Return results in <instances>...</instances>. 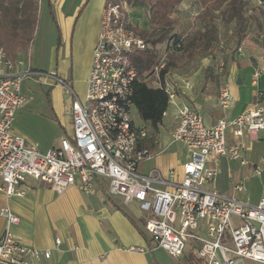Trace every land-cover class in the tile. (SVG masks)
<instances>
[{"label":"built area","instance_id":"2783aa9c","mask_svg":"<svg viewBox=\"0 0 264 264\" xmlns=\"http://www.w3.org/2000/svg\"><path fill=\"white\" fill-rule=\"evenodd\" d=\"M243 1L264 10V0ZM128 14L122 1L104 5L82 98L55 73L35 71L27 61L10 59L0 47V193L6 199L21 198L26 181L32 180L57 193L76 187L87 195L98 179H104L110 196L121 198L125 205L138 202L146 214V234L169 257L181 258L194 245L205 264H264V197L251 206L211 188L222 159L249 165L240 140L245 134L264 130V105L257 103L233 119L221 118L207 127L197 110L180 103L168 75L161 80L165 62L158 60L143 82L168 97L175 122L170 144L182 146L186 160L179 178L173 170L166 176L157 169L140 173L139 166L155 154L144 147L150 132L134 115L132 95L137 77L129 56L151 47L126 28L131 24ZM236 52L241 55V48ZM216 72L220 79L224 77L223 62L217 64ZM263 76L264 65L253 79ZM32 79L50 80L69 97L72 135L45 153L13 132L17 112L30 100L21 92L22 83ZM190 89L184 84V90ZM218 101L222 110L233 103L226 82L219 86ZM228 134L236 140L234 144H228ZM260 170L254 167L252 175L260 176ZM234 190L244 193L245 187L241 182ZM0 218L5 223L0 229V264H31L41 257L50 258L48 251L25 246L11 233L20 220L9 208L0 210Z\"/></svg>","mask_w":264,"mask_h":264},{"label":"crops","instance_id":"0c3cea01","mask_svg":"<svg viewBox=\"0 0 264 264\" xmlns=\"http://www.w3.org/2000/svg\"><path fill=\"white\" fill-rule=\"evenodd\" d=\"M116 1L38 0V10L43 9L54 26L56 34V40L49 50V72L55 73L59 79L64 77L68 80L79 98L84 96L86 90L92 65V51L99 34L102 9L107 2ZM180 1V5L172 14L173 17L189 18L191 11L197 17L200 14L198 12L203 11L198 0ZM132 8L133 10L146 9L145 30L146 32L150 30L148 6L134 3ZM190 8H196L198 11L194 12ZM256 14L264 16V10H256L248 5L244 14L243 33L240 37L235 32L234 24L233 31L226 38L220 39L217 34L219 48L222 49L215 51L214 60L210 58L203 60V72L199 77L200 94L188 93L181 88L188 101L192 102L197 109L187 104L188 102L181 97L180 103L197 110L207 127L214 125L221 118L233 119L257 103L264 105V76L255 81L253 79V74L264 65V29L259 31L258 27V29L255 28V25L260 23L255 17ZM5 43L9 44L6 46L7 50H5V44L2 48L10 59L29 63L28 53L30 46L33 45L32 39L26 45L19 37H10ZM237 48H241V55L235 52ZM211 61H215V64L221 61L225 65V75L219 80V84L204 80V69L212 66ZM222 82L228 84L233 100L231 107L227 110H222L218 105V90ZM23 83L21 92L30 101L17 112L13 132L22 136L28 144L35 145L40 153H45L53 147L39 149V143H32L27 133L15 126L19 121H30L29 115L36 114L35 109L38 107L33 103L34 99L32 100L31 95H25ZM35 83L50 89V92L45 94L47 108L42 110V120L45 125L57 129L60 141L69 139L72 135L71 120L67 115L69 97L67 95V101L63 102L53 94L56 87L58 91L65 92V90L50 80ZM258 95L260 99L257 98ZM173 113L170 118L169 137L175 126ZM155 141L157 143L155 146L154 143L150 145V140L144 144V147L152 150L155 155L152 160L145 161L139 166V172L146 175L150 170L157 169L166 176L167 172L173 170L179 178L181 165L186 160L185 150L180 145L177 148L168 145L162 147L157 137ZM235 142L232 135L228 134V144ZM240 144L242 156L249 165L243 167L237 162L222 159L219 163V173L211 188L255 206L264 195H254L252 187L255 184L251 185L250 181L261 187L264 186V178H262L264 130L245 134ZM160 151L164 152L158 155ZM254 167L263 169L259 178L252 175ZM241 182L245 192L237 193L234 187ZM25 185L26 192L21 198L6 199L0 193V210L7 207L18 216L20 222L11 228V233L25 246L50 253L49 259L41 257L31 261V264H205L204 260L196 255L194 245L188 246L183 257L178 259H173L166 252L155 248L146 232H143L144 234L140 232L146 221V214L140 210L138 202L133 201L128 205L123 202L122 204L114 203L115 197L108 194V182L104 179H98L94 191L87 195L76 187H69L57 193L51 187L32 180H27ZM132 203L138 206L141 216H133L126 210ZM4 224L0 218V229L4 228ZM56 240L60 242L58 245L55 244ZM246 264L259 263L247 261Z\"/></svg>","mask_w":264,"mask_h":264},{"label":"trees","instance_id":"16d2710c","mask_svg":"<svg viewBox=\"0 0 264 264\" xmlns=\"http://www.w3.org/2000/svg\"><path fill=\"white\" fill-rule=\"evenodd\" d=\"M128 7L134 3L148 6V23L150 30H141L131 24L126 28L132 30L135 35L141 38L151 49L144 52H133L129 56L132 68L136 72V81L133 84L132 102L138 114L139 120L145 124L150 132V145L155 142L158 129L163 123L164 115L168 109V97L159 89H152L143 82V76L158 62L156 48L160 45L173 42L175 50L182 52L187 60L197 55H207L214 60V53L219 48L216 34V27L210 12L219 11L224 4L227 5L229 20L233 22L237 36L243 33L244 14L248 4L243 0H198L203 13L197 16L199 29L195 34L183 39L174 35L175 21L172 19L180 0H120ZM38 0H0V47L10 37H19L24 44H28L35 32L38 21ZM221 62V61H219ZM217 62V64L219 63ZM217 64L215 67L217 68ZM224 64V63H223ZM225 66V65H224ZM172 64L165 63L164 69L160 72L163 80L169 73ZM213 73V66L204 69V80L219 84L220 77ZM150 147V146H149ZM144 225L140 230L145 232Z\"/></svg>","mask_w":264,"mask_h":264},{"label":"rangeland","instance_id":"374dc122","mask_svg":"<svg viewBox=\"0 0 264 264\" xmlns=\"http://www.w3.org/2000/svg\"><path fill=\"white\" fill-rule=\"evenodd\" d=\"M120 0H117L116 2H119ZM42 4V1H41ZM39 8V5H38ZM197 8V7H196ZM194 8L193 11L197 12L198 10ZM188 10V9H187ZM128 20H130V23L133 27H136L141 30H145L147 27V15H146V9L143 10H133L132 7H128ZM202 14V12H198V14ZM213 23L216 27V34L219 35L220 39L226 38L230 35V33L233 31V22L229 20L228 17V10L227 5L224 4L223 7L219 11L210 12ZM172 16V15H171ZM255 17L257 18V21L260 22L259 25H255V28L261 31L264 29V16L260 14H256ZM172 18L175 21L174 24V31L173 33L179 36L183 39H188L192 37L195 32L199 29V24L197 22V17L192 14L189 15V18H180L179 16H172ZM35 32L33 34V45L29 48V64L31 68L35 71H42L44 73L49 72L50 66H49V50L50 46L55 42L56 34L54 26L52 25L49 17L45 15L43 12V9L40 8L38 10V22L36 24ZM258 27V28H257ZM8 43H5V50H7L6 46H8ZM3 46V47H4ZM157 55L159 57V60L162 62H170L172 64V67L169 70L168 73V79H170L175 87L176 93L181 97L185 102H188L187 104H191L195 109H197L192 102H189L187 97H185L184 93H182L181 88L184 89V84H188L190 86V90L187 92L192 94H200L201 84L199 82V77L203 72V64L205 59H209L207 55H197L191 58L190 60H187L185 56L182 54V52H178L175 50V47L173 45V42L169 41L167 44L160 45L156 48ZM236 52V50H235ZM215 57V55H214ZM215 61H211V65L213 66V73H215ZM60 79L65 80L66 84L68 86H72V84L64 79V77H61ZM26 82L23 83V88L25 92V95L29 96L31 95L32 100L34 99V104L38 107L35 109L36 114L29 115L30 121L27 120V122L19 121V123H16V128L23 130L27 133V137L32 143H39V149H45V147H53L56 148L59 146L60 142V135L55 127H49L48 125H45L44 121L42 120V110L46 107L47 101H46V93L50 92V89L47 87L40 85L38 83H35L36 80H25ZM55 88V87H54ZM186 91V90H185ZM54 96L59 98L61 101L66 102L67 101V94L66 92L60 90H57V87L54 89ZM30 101V100H29ZM28 101V102H29ZM27 102V103H28ZM37 110V111H36ZM173 112V109L169 107L167 113L164 115L163 123L158 129L157 139L160 142V145L164 147L165 145H168L169 147L172 146L173 148H177V144H169L170 143V137H169V131H170V121H171V114ZM135 118L137 120V123H141L139 120L138 114L136 110L134 111ZM164 152V151H163ZM163 152H159L158 155L162 154ZM182 152V151H181ZM183 153V152H182ZM261 169V168H260ZM262 175L263 169L260 170ZM260 177V176H259ZM256 177V178H259ZM262 178H264V174L262 175ZM261 179V178H260ZM251 185L255 184L254 187V195H264V186L261 187L260 185L254 183L253 181H250ZM251 187V186H250ZM114 203H120L122 204L121 198H114ZM126 210L132 214L133 216H141L140 211L138 210V206L135 204H130L129 207L126 208Z\"/></svg>","mask_w":264,"mask_h":264}]
</instances>
